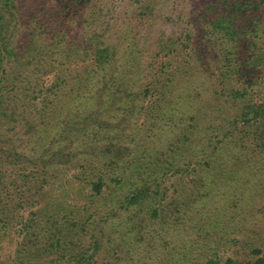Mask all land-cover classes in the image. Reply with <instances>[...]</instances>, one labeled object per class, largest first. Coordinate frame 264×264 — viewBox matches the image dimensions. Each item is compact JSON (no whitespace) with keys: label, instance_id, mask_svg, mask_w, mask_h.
Returning <instances> with one entry per match:
<instances>
[{"label":"trees","instance_id":"trees-1","mask_svg":"<svg viewBox=\"0 0 264 264\" xmlns=\"http://www.w3.org/2000/svg\"><path fill=\"white\" fill-rule=\"evenodd\" d=\"M262 33L264 0H0V264H135L138 235L212 225L264 264Z\"/></svg>","mask_w":264,"mask_h":264},{"label":"rangeland","instance_id":"rangeland-1","mask_svg":"<svg viewBox=\"0 0 264 264\" xmlns=\"http://www.w3.org/2000/svg\"><path fill=\"white\" fill-rule=\"evenodd\" d=\"M255 17L257 15L254 14ZM262 37L264 38V33H262ZM257 38L255 35H251L250 37H244L243 39L240 38L242 42V48L246 49V44L250 42L252 39ZM239 46V44H238ZM253 46V45H252ZM238 51V50H237ZM246 52V51H245ZM260 80V78H259ZM258 93H251L250 95L258 97L259 94L263 93V86H258ZM258 95V96H257ZM262 161L260 163H256L262 167L261 173L259 176L264 178V155H260ZM264 185V181H263ZM257 196V195H256ZM264 199V198H262ZM256 201V197L254 198ZM258 207L254 209H250L246 212V226H249L251 223L253 225H257L255 228H248L250 231L249 234L252 237H256V234H251L250 232H254L256 229L258 232H261L263 236H260L263 240V249H264V200L257 203ZM259 207H263L260 209ZM234 216V215H233ZM241 217H235L234 221H239V218L245 216L243 212ZM249 222V220H252ZM214 225L210 226L209 229H212ZM250 227V226H249ZM209 229H199L200 234H196V229H190L186 235L183 237H175L174 241H172V237L170 235L165 236L163 238H154L151 237V240L142 239L141 235H138V241L141 244V255H133L134 258H138V261L135 264H204L208 261L211 264H225L228 258H236L240 260L248 259V257L252 256L250 254V249L246 248L244 250L242 247L245 244L243 238L245 234L238 235L237 234V242L236 241H229V238L221 236L218 234L216 227L211 230V232H215L213 234V238L207 242L206 238H204V234ZM245 230V228H243ZM258 235V234H257ZM251 241H256L255 239ZM208 243L210 245H208ZM258 243V242H257ZM251 247H255V244L250 243ZM208 245V246H207ZM260 245V244H259ZM137 246V242H136ZM136 246H133L135 248ZM114 248V247H113ZM178 252L177 254H171V252ZM114 257H118V255H112Z\"/></svg>","mask_w":264,"mask_h":264}]
</instances>
